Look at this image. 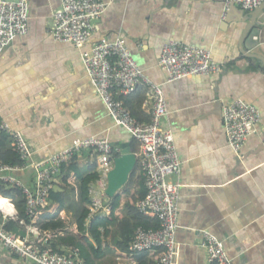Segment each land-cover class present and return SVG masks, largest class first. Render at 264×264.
<instances>
[{
  "label": "crops",
  "instance_id": "obj_1",
  "mask_svg": "<svg viewBox=\"0 0 264 264\" xmlns=\"http://www.w3.org/2000/svg\"><path fill=\"white\" fill-rule=\"evenodd\" d=\"M103 1L108 6L96 22L95 34L87 43L76 46L51 34L53 15L61 0H28V33L16 37L0 53V117L24 135L35 161L49 159L76 140L89 137L109 140L116 157L126 148L137 154V141L110 116L82 61V53L95 44L122 37L147 77L162 85L168 106L162 127L173 132L182 161L181 174L173 177L180 183L176 264H211L203 246L204 230L225 242L234 264H264V62L251 57L254 53L264 58V7L243 38L248 21L227 23L224 0ZM239 16V12L230 15L232 19ZM169 39L211 49L213 61L224 71L167 82L160 57ZM144 89L140 86L123 98L140 121H148L151 116ZM235 100L253 104L261 112L257 132L249 136L241 154L229 146L223 121L224 105ZM95 172L99 173L97 153L83 150L55 176V196H50L48 207L35 223L42 231L58 233L46 244L65 235L73 224L68 221L73 213L68 201L79 202L81 177ZM17 175L29 185L36 179L33 169ZM141 179L137 167L116 195L120 196V206L115 210L119 219L126 214L128 184L132 195L139 190ZM56 197L63 200V205ZM104 200L109 201L110 208L111 200ZM111 212L110 208L104 215ZM4 213L0 212V220ZM11 219L17 220L8 218L6 223ZM44 219L46 223L60 221L63 227L45 229ZM75 224L78 232L69 230L77 235ZM28 226L31 222H20L13 232L26 235ZM109 229L99 246L102 255L84 259L86 264L119 263L118 254L125 252L118 246L122 236L117 227ZM64 247L68 246L61 251ZM158 256L159 252L151 251L138 255L136 263L123 264H154ZM0 264L35 263L18 257L0 241Z\"/></svg>",
  "mask_w": 264,
  "mask_h": 264
},
{
  "label": "built area",
  "instance_id": "obj_2",
  "mask_svg": "<svg viewBox=\"0 0 264 264\" xmlns=\"http://www.w3.org/2000/svg\"><path fill=\"white\" fill-rule=\"evenodd\" d=\"M264 0H224L225 14L233 4L253 11ZM103 0H61L60 8L54 13L52 36L61 42H70L82 46L95 34V25L107 9ZM224 14V16H225ZM28 0H0V53L18 36L29 31ZM82 61L90 82L97 94L105 102L110 116L117 125L124 127L137 141L139 151L136 154V168L144 180L147 194L138 200L137 209L145 215H154L158 227L136 228L129 250L118 254V264L124 261L136 263V257L143 253L159 252L154 264H176L174 252L177 245L176 233L179 227V180L182 170L171 130L162 127V120L168 113L166 97L161 84L147 77L139 66L125 40H102L90 50L82 53ZM160 66L168 74L167 82L196 75L222 73L224 68L213 61V52L209 48L169 39L162 48ZM140 86L146 89V104L150 105V119L138 120L117 95H130ZM223 121L229 146L238 154L249 136L257 132L261 122V112L253 104L235 100L223 107ZM10 136L20 163L6 164L0 157V183L20 189L25 200V212L31 220L26 235L17 234L6 228L8 218H17V212L2 214L0 220V241L22 259L35 264H86L79 250L72 252L55 250L43 245L55 234L40 230L35 223L49 205L50 194L54 189L55 176L62 166L71 162L83 150H91L98 155L99 178L89 185L92 198L88 222L106 209L103 204L107 196L108 174L114 167L115 150L112 143L104 138L89 137L78 139L68 149L51 156L49 159L35 161L34 152L20 131L13 130L9 123L0 117V134ZM33 169L35 182L26 184L17 175L19 172ZM12 205L13 200L10 199ZM21 223L25 224L22 220ZM74 232H78L74 229ZM208 260L211 264H234L228 255L223 240L208 230L202 231ZM35 235L36 238H31Z\"/></svg>",
  "mask_w": 264,
  "mask_h": 264
},
{
  "label": "trees",
  "instance_id": "obj_3",
  "mask_svg": "<svg viewBox=\"0 0 264 264\" xmlns=\"http://www.w3.org/2000/svg\"><path fill=\"white\" fill-rule=\"evenodd\" d=\"M144 91L146 93V89H144ZM127 96L129 95H117V98L122 99L128 107V104L123 99L124 97ZM132 114L135 116L133 112ZM11 143L12 141L8 134L6 133L0 134L1 160L6 164L16 165L19 164L21 161L15 147L12 146V148H7L8 145ZM114 154L116 156V153ZM133 175L134 174H132V176ZM98 178H99L98 172L92 173L85 177H81L80 193H79L80 200L76 205L77 211L75 214L77 216L76 223L80 231V234L58 235L53 239L51 245L44 244L43 245L44 248L52 247L55 250L61 251L63 246L73 247L74 249L79 250L81 256L84 259H92V256L100 257L102 255L99 246L102 243V237L107 236L109 234L110 232L109 228L111 226L117 227V229L120 231V235L122 236V239L118 242V246L124 251L129 250L130 243L133 240L134 233L137 227L139 226L152 227V228L158 227L159 225L158 222L156 224H153L150 221V219L157 220L154 215H145L139 212V210L137 209L138 200L144 198L147 194L142 176H141L142 179L140 181L139 190L132 195L131 193H128L129 197L125 203L126 214L124 217L119 219L115 215V210L120 206V196L118 195L115 196L114 198H111L107 195L106 197L108 198V200L109 199L111 200V210H112L111 214L109 216H96L94 219L88 222L90 209L86 205L92 202L88 189L90 183L92 181H96ZM0 196L4 198L6 197V199L11 198L17 208V218H16L17 220L14 221L13 219H11L6 223V228L8 230L13 231L14 227L20 224L22 220L26 224L31 222L30 218L27 216L25 212V200L20 189L0 183ZM50 196L51 198H53L52 196L55 195L53 192H51ZM56 200L60 203V205H63L62 199L56 197ZM104 202H105L104 204H109V201L105 200ZM61 227H63V223H61L60 221H51L44 225L45 229H51V228L57 229ZM87 233L90 234L91 238L95 241V244L92 243L88 237H86Z\"/></svg>",
  "mask_w": 264,
  "mask_h": 264
},
{
  "label": "water",
  "instance_id": "obj_4",
  "mask_svg": "<svg viewBox=\"0 0 264 264\" xmlns=\"http://www.w3.org/2000/svg\"><path fill=\"white\" fill-rule=\"evenodd\" d=\"M264 7V3L258 8L250 11L247 15H245V10L239 8L237 5L233 4L228 11V18L226 22L229 23L231 21L240 22V21H248L247 26L243 32V38L246 37L248 33L255 26L258 17ZM239 12V18L232 19L230 15L232 13ZM251 57L259 58L264 62V58L259 56L258 54L251 53ZM137 164L136 154L132 152L131 148H126L123 151V154L115 157L114 159V167L108 174V187L106 190V194L109 197H115L119 190L128 183L131 173L135 170Z\"/></svg>",
  "mask_w": 264,
  "mask_h": 264
},
{
  "label": "rangeland",
  "instance_id": "obj_5",
  "mask_svg": "<svg viewBox=\"0 0 264 264\" xmlns=\"http://www.w3.org/2000/svg\"><path fill=\"white\" fill-rule=\"evenodd\" d=\"M95 182H96V181H95ZM95 182H94V183H95ZM127 187H129V188H127L128 190H127V191L125 190V191H126V194H127V197H128V191H129V190L131 191L130 184H128ZM124 189H126V188H124ZM5 198H6V197H5ZM8 199H11V198H8ZM91 200H92V198H91ZM9 201H10V200H9ZM104 201H105V200H104ZM104 201H103V204L105 203ZM10 202H11V201H10ZM68 203H69V204H68L69 208H70V209L72 210V212H73L72 214H70V218H69L68 221H70V224H71L72 222H73V224H74V223H76V220H77V218H76L77 216L75 215V214H76V211H77V207H76L77 204H76L75 202H72V201H68ZM91 203H92V202H91ZM91 203L87 204L86 206L90 207V206H91ZM75 204H76V205H75ZM108 205H109V204H104V206L106 207V209L102 210V212H101L100 214H106V212H107L108 210L110 211V208H111V207L109 208ZM107 214H108V213H107ZM118 215H119V214H118ZM41 221H42V223H46V222H44V221H46V219L41 220ZM73 224L70 226L69 229H72V228L74 229ZM76 224H77V223H76ZM76 224H75V225H76ZM68 225H69V223L66 224L67 227H68ZM76 226H77V225H76ZM69 229H66V231H65V232H66V235H67V234H72V233H73V232L70 231ZM73 234H74V233H73ZM79 234H80V231H79V233H78L77 235H79ZM86 236H88V235L86 234ZM63 249H64L65 252H69V253L72 252V250H73L72 247H67V248L64 247Z\"/></svg>",
  "mask_w": 264,
  "mask_h": 264
},
{
  "label": "bare ground",
  "instance_id": "obj_6",
  "mask_svg": "<svg viewBox=\"0 0 264 264\" xmlns=\"http://www.w3.org/2000/svg\"><path fill=\"white\" fill-rule=\"evenodd\" d=\"M8 200L3 197H0V212L4 211L6 214L11 215L14 214L15 208L12 203H10Z\"/></svg>",
  "mask_w": 264,
  "mask_h": 264
}]
</instances>
